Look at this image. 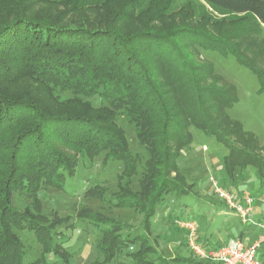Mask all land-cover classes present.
<instances>
[{"label":"trees","instance_id":"16d2710c","mask_svg":"<svg viewBox=\"0 0 264 264\" xmlns=\"http://www.w3.org/2000/svg\"><path fill=\"white\" fill-rule=\"evenodd\" d=\"M201 1L175 8V0H0V264L68 261V247L51 224L37 220L30 207L16 209L14 194H33L44 181L62 186L78 155L92 158L106 151L124 164L125 176L135 173L115 109L138 126L148 157L141 166L140 197L124 195L116 202L140 209V235L79 213L93 224H110L95 240L105 263L135 244L128 264H153L155 248L143 231L165 195L187 193L178 158L192 142L190 125L228 149L223 157L228 177L249 165L264 188V157L237 145L236 140L253 137L225 113L238 102L236 88L220 86L212 63L193 55L196 47L231 55L257 77L258 92L264 93V40L255 38L264 29V0ZM56 87L103 102L94 107L79 97L62 100ZM224 182L240 201L241 190ZM35 202L33 208H39ZM14 229L33 232L44 254L58 260L25 262ZM234 238L242 239V233ZM196 240L206 249L223 245L207 237L201 241L198 233ZM257 254L264 261V244ZM171 261L211 264L193 254Z\"/></svg>","mask_w":264,"mask_h":264},{"label":"rangeland","instance_id":"374dc122","mask_svg":"<svg viewBox=\"0 0 264 264\" xmlns=\"http://www.w3.org/2000/svg\"><path fill=\"white\" fill-rule=\"evenodd\" d=\"M186 1L175 0L174 7L177 8ZM191 1L197 5L202 3L201 0ZM255 38L264 40V29ZM193 53L197 60L212 63L214 75L220 78V86L230 84L236 88L238 102L226 109L225 113L229 120L241 123L243 130L250 133L253 139L245 143H240L239 140L235 142L245 148L250 147V150L264 157V93L258 92L260 84L257 77L248 68L237 63L231 55L225 56L199 47ZM55 92L62 100L79 97L94 107H99L103 102L97 96H85L60 87H56ZM114 114L115 122L127 139L134 174L125 176L124 164L113 160L106 151L92 158L78 155L75 171L64 177L62 186L55 187L44 181L33 194L13 195L12 204L16 209L22 211L30 207L37 220L51 224L57 240L68 247V261L64 264H128L127 253L136 250L137 245L130 244L117 251L114 258L105 263L104 255L95 246L100 230L111 223L117 224L119 232L123 234L140 235L142 232L140 209L120 207L116 202L117 198L124 195L140 197L141 166L148 157V151L138 139V126L128 119L125 111L115 109ZM188 131L192 142L181 150L178 158L180 172L186 180L187 193L165 195L164 201L158 204L154 216L150 218L149 230L143 231L155 248V252L151 254L153 264H163L161 258L166 264H195L190 261H171L173 257H188L192 254L186 242L185 231L180 228V221H193L201 241L207 237L217 244H225L241 233L242 241L248 244L261 232L257 222L264 223V188L256 170L248 165L236 168L232 178L228 177L223 167V157L228 149L217 142L214 136L205 135L193 125L189 126ZM229 139L232 140L231 137ZM210 177L219 185L226 180L224 183L227 186L235 185L231 186L233 191L239 189L252 195L253 211L247 222H242L235 212L224 205L214 192ZM35 200L38 201L39 208H33ZM80 212L91 213L113 222H100L96 225L97 223L93 224L86 217L80 216ZM14 231L25 248V262L58 260L54 255L44 254L33 232L27 229ZM257 258L260 259L259 254Z\"/></svg>","mask_w":264,"mask_h":264},{"label":"built area","instance_id":"2783aa9c","mask_svg":"<svg viewBox=\"0 0 264 264\" xmlns=\"http://www.w3.org/2000/svg\"><path fill=\"white\" fill-rule=\"evenodd\" d=\"M214 192L225 202L227 208L235 212L242 222H247L253 211V197L246 191L241 192V200H235L232 194L218 184L212 177L209 178ZM180 228L185 231L186 242L191 253L198 259L206 260L211 264H264L257 258V252L264 244V223L257 222L261 232L256 239L245 244L240 238H231L225 244L206 249L197 240V227L191 220L179 222Z\"/></svg>","mask_w":264,"mask_h":264}]
</instances>
